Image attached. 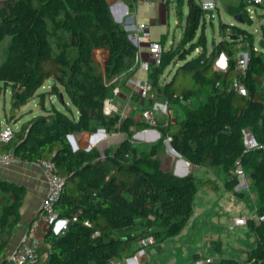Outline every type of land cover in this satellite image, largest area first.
Here are the masks:
<instances>
[{
  "label": "trees",
  "instance_id": "trees-1",
  "mask_svg": "<svg viewBox=\"0 0 264 264\" xmlns=\"http://www.w3.org/2000/svg\"><path fill=\"white\" fill-rule=\"evenodd\" d=\"M173 1L181 15L184 0ZM187 1L183 47L166 52L162 65L149 75L157 91L171 104L182 106L184 119L158 121L152 128L160 131L161 138L143 152L130 142V135L133 128L149 125L132 115L122 119L120 114L103 112L104 101L117 84L108 83L133 66L138 50L129 32L113 17L109 0H0V46L10 38L0 64V90L12 89L8 119L34 98L46 111L23 123L10 140L0 139V154L13 151L21 161L35 163L53 158L66 178L56 210L60 218L70 220L68 228L64 234L52 229L46 232L36 264H115L118 258L135 255L143 238L153 235L160 240L180 233L194 213L198 186L192 174L178 176L162 167L167 137L190 164L221 171L225 188L242 196L233 174L239 161L259 191L263 200L260 213H264L263 50L252 47L249 52L244 72L248 93L242 95L232 88L239 44L252 38L245 26L252 25L253 19L246 11V0H241L234 15L241 14L242 21L221 22L224 38L208 53V16L199 0ZM214 1L217 5L218 0ZM127 2L132 9L137 0ZM229 34L238 38L230 39ZM96 48L109 51L104 66L94 58ZM222 54L228 57V65L225 71H218L216 62ZM177 55L176 74L163 86L159 80ZM180 71L188 81L176 87ZM48 80H53L51 89L40 91ZM119 83L126 88L125 80ZM60 86L78 116L70 106L68 111L45 106L48 94L57 95L67 105ZM201 89L207 90L205 99L200 97ZM245 127L260 142L256 150H245ZM99 129L129 137L104 151L72 148L70 134ZM203 182L218 187L215 179ZM23 198L24 188L0 175V264H12L3 255L21 221ZM255 231L258 247L248 260L222 257L206 264H264V223L255 226Z\"/></svg>",
  "mask_w": 264,
  "mask_h": 264
},
{
  "label": "rangeland",
  "instance_id": "rangeland-1",
  "mask_svg": "<svg viewBox=\"0 0 264 264\" xmlns=\"http://www.w3.org/2000/svg\"><path fill=\"white\" fill-rule=\"evenodd\" d=\"M217 4L218 6H216L215 10V19L211 21L207 18L206 21L205 33L208 37L206 50L208 53L213 50L215 44L224 38L221 22L229 24L240 23L235 19L236 16L234 14L238 11L241 0H218ZM260 7H263V5L261 4L255 7L256 15L254 17L253 24L245 26L251 31L252 38L239 44V48H241L239 54L242 61L245 60L246 54H249L252 47L255 51H264V49L260 46V40L263 38L264 31V15H259ZM159 9L160 6L157 10ZM260 11L264 12V9H261ZM188 13L189 5L187 0H184L181 15H178L176 3L172 0L165 15L160 14V10L156 11L154 7H147L142 12V18L139 20L149 25L152 39L163 40L166 42V46L168 47L170 46V42H174L173 48L177 47L178 50L183 47L181 39L183 36V26L186 22ZM152 19L155 20L152 21ZM200 32L201 29L199 30V33ZM9 41L10 38L6 39V41L0 46V64L5 59L4 49ZM95 50L99 53L97 48ZM194 53L196 54L197 51ZM224 56L228 65V57L225 54ZM94 57L97 58L99 56L95 55ZM177 57L178 55L175 57L173 56V59L175 58V60H173L171 65L165 69L163 76H161L159 80L163 86L168 81L172 80L176 74L178 67L176 61L179 63V60H176ZM99 58H101L104 62L101 56ZM227 65L222 66L218 63V61L216 62V68L218 71H225L227 69ZM187 81L188 78L185 73L180 71L176 77L175 86L179 87ZM43 88L40 91H42ZM50 89L51 88H49V90ZM60 90L63 92V99L68 103L67 105L64 104L63 100H61L57 95H55L52 100L50 96L51 94L47 95L45 104L51 106V102H53V104L62 111H68V106H70L74 115H76V107L72 104L70 97L64 90V87L60 86ZM261 90V94L264 95L263 78L261 79ZM200 95L202 99H205L207 97V90L201 89ZM11 98L12 89L10 86L0 90V127L2 128L8 124L6 115L9 114L11 109ZM191 100L192 99L189 101L190 105L193 104ZM37 101L38 100L31 101L29 104H26V106L23 107V112L25 113L13 117L12 120L14 122L19 121L20 119L25 120V118L28 120L39 113V111L42 112V110L43 114H46V111L42 109V106H40L39 103L37 104ZM143 107L144 106H139V111L145 109ZM170 107L171 109H174L173 118L177 121H182L184 119L182 106L179 104H170ZM30 109H33V111ZM20 110H22V108ZM17 114H19V111ZM158 116L160 118L162 117L160 111H158ZM21 121L17 122L18 128L21 126ZM142 130L143 129L134 128L132 134L130 135V142L137 146L140 151L148 152L152 144L157 143L161 136L156 140L147 141L145 138L137 136V133ZM87 133L88 134H86V136L91 138V132ZM113 133L119 132L105 134L96 141L90 139L89 142H84L83 145L87 148L88 145L92 143L102 149L101 151H104V147L106 145L116 138H119V135H112ZM121 133H123L121 136L125 138L129 137L127 133ZM76 143L78 148H80V143ZM71 145L73 148L72 143ZM111 146L114 145L112 144ZM179 158L180 156L172 153L169 150L168 145L165 143V153L162 156L164 166L169 168L172 165L173 168H171L174 173V164L176 165ZM168 159L173 161L171 165L165 163ZM189 168L190 171L187 175L192 174L198 186L194 201V213L189 218L186 226L180 233L168 238L160 240L156 239L154 244L147 247L145 255L142 256L138 264H194V261L198 258L219 260L222 257L237 258L242 261L248 260L251 253H253L258 247V237L255 231V226L264 223V213H260L261 208L263 207V200L260 198L259 191L252 186V181L249 178L250 189L244 190L236 187V190L242 194V196H238L235 195L233 191H229L225 188V176L221 171H213L197 167L192 164L189 165ZM205 178L215 179L218 182V187L211 188L206 185L205 182H203ZM240 215L248 216L249 221L247 225H234L235 218ZM126 258H118L116 263L128 264Z\"/></svg>",
  "mask_w": 264,
  "mask_h": 264
},
{
  "label": "built area",
  "instance_id": "built-area-1",
  "mask_svg": "<svg viewBox=\"0 0 264 264\" xmlns=\"http://www.w3.org/2000/svg\"><path fill=\"white\" fill-rule=\"evenodd\" d=\"M199 1L203 9L211 8L216 10L217 5L214 0ZM261 4H264V0H246V11L252 19H254L256 15L255 7ZM123 18L126 30L129 32V38L138 47V50L135 55L133 66L108 83L117 84L113 88L112 95L105 99L103 112L108 116L120 114L122 119L128 116L129 108L124 111L121 110L120 105L116 101L117 98L121 96L123 88L119 82L125 80V87L128 90L126 97L129 101L138 97L141 104H145L146 102L149 103V106L141 111L139 117L141 121L149 125V128L142 130L143 132H147L149 129H152L158 121H163L165 123L174 122L170 107V99L165 98L162 93L155 89L149 77L155 67L162 65L164 54L173 48L174 42H170V46L168 47L165 41L152 39L149 25L137 20L128 8L124 11ZM129 20H131L132 23H128ZM145 53H148L149 56L145 57ZM237 58L238 64L232 88L235 92L246 95L248 89L244 83V72L250 57L249 54H246L245 60L242 61L240 54H238ZM158 111L161 112V118L158 116ZM15 131V126L8 123L3 131L0 132V139L4 141L10 140L14 136ZM242 133L246 151H253L261 146L256 135L250 128H243ZM170 141L171 137L165 139L167 145ZM20 161L21 159L13 151L0 154V165L9 166ZM37 164L41 167L46 179L47 192L41 203L38 216L31 222L28 230L22 236L21 242L7 255L8 260L12 264H36L41 259V247L43 246L41 231H43V228L47 231L52 229L56 233L64 234L70 222L69 219L60 218L56 210V203L59 201L64 191L66 178L59 173L57 163L53 158L43 159ZM233 174L238 179L237 187L244 190L250 189V177L239 161L237 162ZM248 221V216L240 215L235 218L234 225L245 226ZM86 224L89 226L91 225L89 222H86ZM95 235H99V232H96ZM155 242L156 239L153 235L141 239L138 244L139 249L135 255L126 258L127 263L138 264L142 256L145 255L146 248ZM211 260L213 259L199 258L194 261V264H205Z\"/></svg>",
  "mask_w": 264,
  "mask_h": 264
},
{
  "label": "crops",
  "instance_id": "crops-1",
  "mask_svg": "<svg viewBox=\"0 0 264 264\" xmlns=\"http://www.w3.org/2000/svg\"><path fill=\"white\" fill-rule=\"evenodd\" d=\"M171 2H172V0H140V1H137L136 4L134 5V7H132V9H131L129 7L127 0H109L110 9H111L113 17L115 18V20L117 22L121 23L125 29H126V25H125V22L123 20L124 19L123 16H124V11L127 8L134 15V17L137 20H139L140 18H142V12L147 7H154L156 9V11L160 10V14L165 15L167 13V10L169 9ZM217 3H218V1H217ZM262 5H263V7H260V10L264 9V4H262ZM159 6H160V9L157 10ZM217 6H218V4H217ZM260 10H259V15L260 16L264 15V12H261ZM154 20L155 19H152V21H154ZM130 22H131V20L128 21V23H130ZM97 51H99V53H97L95 50L94 56L95 55H98L99 57L101 56L103 58L104 62L99 57H97L96 59L99 62H101V64L104 66L105 61L108 59L109 51L105 48H97ZM148 56H149L148 53H145V57H148ZM47 82L43 86L45 88L42 87L43 88L42 91H49V88L52 87L51 85H52L53 80H48ZM127 93H128L127 88H122V94L119 98H117L116 101L120 105L121 110L124 111L125 109L127 110V108H129L128 116L132 115V116H134V118L136 120L141 121L139 119L140 114H141V111H139L140 110L139 106H144L143 108H147L149 106V103L146 102L145 104H141L138 97H135L134 99L129 101L126 97ZM50 96L53 100L55 95H50ZM35 99L38 100L37 104L38 103L40 104L38 98H34V99L30 100L27 104H29L31 101H36ZM51 103H52L51 106H49L48 104H45V106L46 107H52V105H54V104H53V102H51ZM25 106H23V107H25ZM40 106H42V105L40 104ZM23 107H22V110H19V114H16V116L17 115L19 116V115L25 113V112H23L24 111ZM42 109H44L43 106H42ZM173 110L174 109H171L172 118H173ZM31 111H33V109ZM40 114H43V110H42V112L39 111V113L34 115L31 119L27 120L25 118V120L20 119L19 121H16V122H14L13 120L9 121V119H8L9 114H7L6 120H7V123L13 124L17 130V129H20V128H18L17 122H20L22 120L21 121V126H22L23 123L31 121L33 118H35L36 116H39ZM76 116H78L77 108H76ZM173 120L176 121L174 118H173ZM3 129H4V127L3 128L0 127V132L3 131ZM152 130H154V128L149 129L148 130L150 132L149 135L146 134L144 136V138L147 141H151L155 137V134L152 132ZM86 134H88V133L87 132H80V133H76L75 136H76V142H79L81 145L80 148H84V149L88 150V147L90 145H93V144L90 143L87 148L84 147L83 143L89 142V140L91 139L90 137H87ZM122 134L123 133H121V132L115 133V134L113 133L112 135H119V138H116L115 140L110 142L108 145H106L104 147V150H105V148L110 147L112 144L114 146H118L121 142H123L126 138L121 136ZM160 136H161V133H160ZM93 147H97V145H93ZM98 149L102 150L100 148H98ZM172 162L173 161L168 159L165 163L171 165ZM162 164H163L162 167L164 169H166L168 171H172V168H173L172 165H171L172 168L171 167L167 168L164 166L163 161H162ZM189 165H191V164H189ZM174 168L178 172H185L186 165L183 163H179L177 160L176 165L174 164ZM189 171H190V168H189ZM0 175L4 180L16 183L19 186H22L24 188V198L22 200V204L20 207L21 221L17 225L14 236H13L11 242L8 244V246L5 250V253L3 255L5 257H7L8 253L11 250H13L21 242V238L25 234V232L28 230L31 222L38 216V214L40 212V208H41V203H42L43 198L45 197L46 192H47V182H46V179L44 177V174H43L41 167L35 162L20 161L18 163H14V164L9 165V166L0 165ZM205 179H209V178H205ZM46 232H47V230L45 228H43V231H41V238H42L43 245L45 244L44 240H45ZM115 264H117V263H115Z\"/></svg>",
  "mask_w": 264,
  "mask_h": 264
},
{
  "label": "water",
  "instance_id": "water-1",
  "mask_svg": "<svg viewBox=\"0 0 264 264\" xmlns=\"http://www.w3.org/2000/svg\"><path fill=\"white\" fill-rule=\"evenodd\" d=\"M204 12H205V14H206V16H208V18L211 20V21H213L214 19H215V10L214 9H211V8H207V9H204ZM72 14L75 16L76 14L74 13V12H72ZM236 20H238V21H242V16H241V14H239V15H237L236 17ZM228 37L230 38V39H237L238 38V35H236V34H229L228 35ZM260 46L264 49V39L262 38L261 40H260ZM96 59V58H95ZM97 60V59H96ZM106 62V61H105ZM218 63L220 64V65H222V66H226L227 65V62H226V58H225V56H224V54L221 56V58L218 60ZM151 131V130H150ZM152 132L155 134V137L153 138L154 140H156L159 136H160V131H158L157 129H154V130H152ZM149 131H147V132H143V131H141V132H138L137 133V136L138 137H140V138H144V136L147 134V135H149ZM75 134L76 133H74V134H70L69 136H68V138H69V140H70V142L73 144V148H74V150H77L78 149V145H77V143H76V137H75ZM106 134V131L104 130V129H99L97 132H94V133H91V138H92V140L93 141H96V140H98V139H100L101 137H103L104 135ZM152 139V140H153ZM93 147V145H90L89 147H88V149H91ZM168 148L170 149V150H172L176 155H179L180 156V158L178 159V162L179 163H183V164H185L186 165V170H185V172H178V171H174V173L176 174V175H178V176H186L188 173H189V164H190V162L189 161H187L186 159H184L172 146H171V144L169 143L168 144Z\"/></svg>",
  "mask_w": 264,
  "mask_h": 264
},
{
  "label": "bare ground",
  "instance_id": "bare-ground-1",
  "mask_svg": "<svg viewBox=\"0 0 264 264\" xmlns=\"http://www.w3.org/2000/svg\"><path fill=\"white\" fill-rule=\"evenodd\" d=\"M107 134V133H106ZM92 139V138H91ZM170 150V149H169ZM172 153H174L172 150H170ZM175 154V153H174ZM134 264H136V263H134Z\"/></svg>",
  "mask_w": 264,
  "mask_h": 264
}]
</instances>
